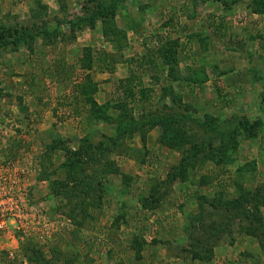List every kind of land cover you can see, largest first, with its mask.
I'll return each mask as SVG.
<instances>
[{
    "label": "rangeland",
    "instance_id": "374dc122",
    "mask_svg": "<svg viewBox=\"0 0 264 264\" xmlns=\"http://www.w3.org/2000/svg\"><path fill=\"white\" fill-rule=\"evenodd\" d=\"M44 4L48 27L60 30L63 39L48 46L37 38L32 52L0 50V214L14 210L0 216L5 223L0 264H263L257 240L243 233L235 234L231 245L215 247L208 262L174 249L188 248L185 228L199 229L200 213L212 211L217 199H235L232 179L238 168L254 162L245 184L264 187V15L252 16L248 0H123L115 7V22L127 35L121 51L102 37L99 22L68 39L64 22L92 9L89 0H0V21L15 22L3 15L10 10L25 22ZM169 42L176 47L181 78L188 71L205 76L196 86L173 82L179 108L162 99L166 67L157 49ZM84 48L90 50L91 69L81 67ZM108 58L118 60L111 73L97 62L107 66ZM83 85L94 91L90 98L99 109L93 114L78 90ZM167 105L176 114L188 106L190 122H226L225 129L232 122L260 126L255 138L238 137L235 162L220 165L203 162L201 154L214 152L219 138L209 147V135L193 126L189 137L197 144L203 140L205 149L186 182L171 180L182 153L160 144L159 128L148 130L145 146L136 134L106 156L102 165L109 173L99 202L61 207L50 186L62 163L75 162L72 153L96 146L101 135L113 137L119 116H162ZM77 168L86 174L94 170L90 164ZM59 172L61 179L70 175L67 167ZM260 213L264 219V207ZM134 237L144 242L139 258L130 249Z\"/></svg>",
    "mask_w": 264,
    "mask_h": 264
},
{
    "label": "trees",
    "instance_id": "16d2710c",
    "mask_svg": "<svg viewBox=\"0 0 264 264\" xmlns=\"http://www.w3.org/2000/svg\"><path fill=\"white\" fill-rule=\"evenodd\" d=\"M93 2V8L87 9L85 7L81 10V13L74 16L73 18H67L64 24L68 25L69 38L75 40V33L83 29H93L95 24L99 22L101 24L102 37L108 41L115 51H121L126 47L127 35L125 30L120 29L115 22V7L116 4L123 0H89ZM250 2L251 12L253 14L264 15V0H248ZM37 7V5H36ZM34 8L32 11V18L25 22H13L11 24L3 23L0 21V50H7L16 52L20 48H25L32 52L34 43L37 38H41L44 43L48 45L54 44L59 39H63L64 34L57 29H50L48 27L47 20V7L39 5V10ZM31 13V12H30ZM62 23V21H60ZM168 43V47L164 49H157V55L161 60V63L166 67V86L163 89V100L167 98L169 104L172 106L182 107L180 101L175 98L176 92L173 88V82L177 79L183 83L192 85L202 84L205 76L201 75L202 72L195 71L187 72L185 78H181L180 69L178 68L179 61L176 59V53L174 46ZM89 48H84L81 58V67L91 69L92 61L90 60ZM109 65L106 66L105 60H98V65L102 67V72L111 73L114 70L118 60L115 58H108ZM114 66V67H113ZM84 83H89V76L83 78ZM129 82V78L128 81ZM83 97H85V103L89 106L91 114L98 110L99 106L91 99L92 93L91 88L80 86L78 89ZM91 91V92H90ZM129 97H134L132 88H128L126 91ZM144 91H142V94ZM145 95V93L143 94ZM127 98V97H124ZM119 100L121 103H127L121 97ZM134 99V98H132ZM118 102V101H116ZM119 102V103H120ZM167 104V103H166ZM128 106V103H127ZM172 106L169 105L164 107V114L162 116H156L152 113L146 114L140 118H135L131 114L129 116H119L114 121L115 123V135L108 137L101 135V140L96 146L88 144L84 151H77L72 153L75 158V162L65 165L62 163L58 170L62 171L63 168L67 167L70 175L64 174L62 178V172H57L55 178V184H58L64 188L62 193L59 188L55 185L50 186L54 197L61 203L63 202H78L86 207L87 204L94 206L93 201L99 202L104 194L103 188V177L109 172H104V166L102 165L107 161L106 156H110L117 148H120L125 140L134 135H139L143 146H145V139L148 130L151 128H159L161 134L158 141L161 145L181 151L182 161L179 165L174 168V171L170 172V178L172 181L180 180L186 182L189 180L187 171H191V167L194 165L195 159L198 154L204 148V141L197 140L189 137V131L196 127L203 134L209 135L208 146L213 147L215 138H219V142L214 152H201L203 156L202 161L211 160L216 165H220L221 160L229 161V163L235 162L233 155L238 152V137L245 136L247 138H255L257 132V126L260 123H248V122H235L231 123V129H225L226 122H190L193 121L188 112V106H183L182 112L176 114L172 111ZM171 108V109H170ZM128 115V114H124ZM105 119V118H104ZM114 119V118H113ZM106 120H111V116H106ZM202 130V131H201ZM200 132H198L200 134ZM212 140L214 142H212ZM209 150V149H207ZM206 150V151H207ZM214 153V154H213ZM216 155V157H215ZM220 156V158H218ZM94 166V170L90 174H86V171L82 168H77L82 165ZM224 165V162H223ZM90 167V166H89ZM255 163L250 162L245 164L243 167L238 168L235 171V175L232 179L233 192L235 191V199L231 201H225L224 198L217 199L216 205L212 207V211L208 213H200L198 223L200 228H196L193 232L192 228L196 226L191 224L190 228H185L187 234L188 248H178L174 250L179 251V254L188 256L191 260L199 262H208L213 257V249L221 246L222 244H232L234 241V235L245 234L257 240L260 247L261 253L264 257V219L260 213V208L264 207V187L259 188L258 186L254 189H249L245 183H249L246 180L245 174H252L255 172ZM103 170V171H101ZM193 171V170H192ZM250 171V172H247ZM245 175V176H244ZM191 179V178H190ZM67 180V182H62ZM246 180V181H244ZM71 188L70 194L65 189ZM73 198V199H72ZM63 200V201H62ZM200 202L203 198H199ZM200 205V204H199ZM218 214V216L216 215ZM78 224V222H77ZM142 240L134 237L130 244V249L135 253L136 257L139 258L142 252ZM264 264V259H263Z\"/></svg>",
    "mask_w": 264,
    "mask_h": 264
},
{
    "label": "crops",
    "instance_id": "0c3cea01",
    "mask_svg": "<svg viewBox=\"0 0 264 264\" xmlns=\"http://www.w3.org/2000/svg\"><path fill=\"white\" fill-rule=\"evenodd\" d=\"M43 5V4H42ZM44 6H46L45 4H44ZM47 7V6H46ZM49 9H48V13H49ZM5 14H3L4 15V17H13L14 19H15V22H22L23 20L22 19H20L18 16H17V14L16 13H14V12H11L10 10H7L6 12H4ZM252 16H254V17H256V16H258V15H256V14H253L252 13ZM25 19H27L26 21H28V20H30V18L28 17L27 18V16L25 17ZM22 20V21H21ZM3 23H4V21H2ZM13 22H14V20H13ZM42 41V40H41ZM42 43H44L43 41H42ZM256 45H258V42H257V44ZM49 46V45H48ZM22 49H25V48H22ZM20 50V49H19ZM28 51V50H27ZM29 52V51H28ZM14 55V54H13Z\"/></svg>",
    "mask_w": 264,
    "mask_h": 264
},
{
    "label": "built area",
    "instance_id": "2783aa9c",
    "mask_svg": "<svg viewBox=\"0 0 264 264\" xmlns=\"http://www.w3.org/2000/svg\"><path fill=\"white\" fill-rule=\"evenodd\" d=\"M5 182H6V180H5ZM7 199H8V200H13V196H12V195L7 196ZM13 211H14V210H13L12 207L7 208V209H3V210H2L3 214H2V215L0 214V216H1V217L7 216V215H9V214H12ZM18 212H20V211H18ZM4 228H5V223H4L3 220L0 219V230H1V229L3 230Z\"/></svg>",
    "mask_w": 264,
    "mask_h": 264
}]
</instances>
